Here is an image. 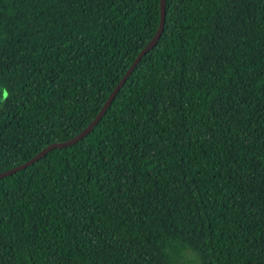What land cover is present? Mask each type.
<instances>
[{
    "label": "trees",
    "instance_id": "trees-1",
    "mask_svg": "<svg viewBox=\"0 0 264 264\" xmlns=\"http://www.w3.org/2000/svg\"><path fill=\"white\" fill-rule=\"evenodd\" d=\"M163 9L91 130L0 178V264H264V0ZM158 22L0 0V173L82 131Z\"/></svg>",
    "mask_w": 264,
    "mask_h": 264
},
{
    "label": "water",
    "instance_id": "water-1",
    "mask_svg": "<svg viewBox=\"0 0 264 264\" xmlns=\"http://www.w3.org/2000/svg\"><path fill=\"white\" fill-rule=\"evenodd\" d=\"M164 0H159V22H158V27L156 32L154 33L152 39L149 41V43L136 55V57L134 58L133 62L131 63V65L128 67V69L125 71V73L123 74V76L120 78V80L118 81V83L115 85V87L113 88V90L111 91V93L108 95V97L106 98V100L104 101V103L102 104L101 108L99 109V111L97 112V114L95 115V117L90 121V123L82 130L80 131L75 137H73L72 139L62 142V143H54L51 145L46 146L45 148H43L41 151H39L36 155H34L31 159H29L28 161L22 163L21 165L14 167L10 170H7L5 172L0 173V178L3 176H7L10 175L20 169L25 168L26 166L30 165L31 163H33L34 161H36L37 159H39L41 156H43L45 153H47L49 150L51 149H60V148H65L67 146H70L74 143H76L77 141L81 140L90 130L91 128L98 122V120L100 119V117L103 115L104 111L106 110L107 106L109 105L110 101L112 100V98L115 96L116 92L119 90V88L121 87V85L124 83V81L126 80V78L131 74V72L133 71L134 67L136 66V64L138 63V61L140 60V58L146 53L148 52L157 42L161 31H162V27H163V17H164ZM3 94L4 91L0 88V99H3Z\"/></svg>",
    "mask_w": 264,
    "mask_h": 264
},
{
    "label": "rangeland",
    "instance_id": "rangeland-1",
    "mask_svg": "<svg viewBox=\"0 0 264 264\" xmlns=\"http://www.w3.org/2000/svg\"><path fill=\"white\" fill-rule=\"evenodd\" d=\"M188 258V257H187Z\"/></svg>",
    "mask_w": 264,
    "mask_h": 264
}]
</instances>
